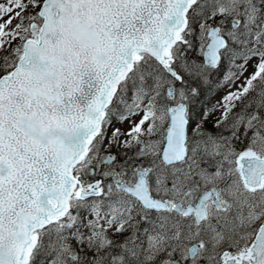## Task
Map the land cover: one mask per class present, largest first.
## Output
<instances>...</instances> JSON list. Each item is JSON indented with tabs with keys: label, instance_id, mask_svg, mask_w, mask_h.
Segmentation results:
<instances>
[{
	"label": "snow or ice",
	"instance_id": "obj_1",
	"mask_svg": "<svg viewBox=\"0 0 264 264\" xmlns=\"http://www.w3.org/2000/svg\"><path fill=\"white\" fill-rule=\"evenodd\" d=\"M0 264H264V0H0Z\"/></svg>",
	"mask_w": 264,
	"mask_h": 264
},
{
	"label": "rangeland",
	"instance_id": "obj_2",
	"mask_svg": "<svg viewBox=\"0 0 264 264\" xmlns=\"http://www.w3.org/2000/svg\"><path fill=\"white\" fill-rule=\"evenodd\" d=\"M219 93H217L215 96H210L209 97V103L211 104V103H215V101H216V99H219Z\"/></svg>",
	"mask_w": 264,
	"mask_h": 264
}]
</instances>
